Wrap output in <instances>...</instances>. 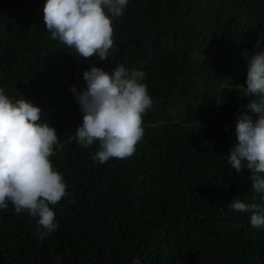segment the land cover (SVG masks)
<instances>
[{
  "label": "trees",
  "instance_id": "trees-1",
  "mask_svg": "<svg viewBox=\"0 0 264 264\" xmlns=\"http://www.w3.org/2000/svg\"><path fill=\"white\" fill-rule=\"evenodd\" d=\"M45 4L0 0V88L57 130L50 159L68 194L43 240L38 218L0 210V264H264V230L227 207L260 201L229 156L237 116L256 119L255 97L237 85L244 51H264V0H128L106 62L52 40ZM94 65L146 72L153 100L134 155L104 164L92 159L98 142L84 148L74 135L83 115L71 88L84 90Z\"/></svg>",
  "mask_w": 264,
  "mask_h": 264
},
{
  "label": "clouds",
  "instance_id": "clouds-1",
  "mask_svg": "<svg viewBox=\"0 0 264 264\" xmlns=\"http://www.w3.org/2000/svg\"><path fill=\"white\" fill-rule=\"evenodd\" d=\"M127 4L128 0H46L44 22L52 40L74 48L85 60L98 56L100 62H106L114 47L112 18L122 16ZM253 47L260 48V43ZM243 55L246 87H237L245 97H255L247 109L256 119L247 111L237 116L238 143L230 152L229 163L236 174L248 170L260 201L246 203L234 198L227 207L251 213L250 226L264 230V51L249 55L245 50ZM83 79L84 90L71 88L83 115L74 134L77 143L91 148L98 142L92 159L100 164L131 157L144 137L143 116L153 108L144 83L147 73L129 72L123 65L109 73L94 65L83 72ZM41 116L40 107L24 98L10 99L0 88V210L11 205L16 214L27 212L38 218V238L43 240L58 230L53 208L68 193L62 174L50 159L59 140L57 130L42 123Z\"/></svg>",
  "mask_w": 264,
  "mask_h": 264
}]
</instances>
